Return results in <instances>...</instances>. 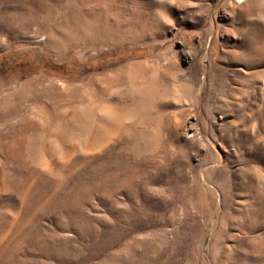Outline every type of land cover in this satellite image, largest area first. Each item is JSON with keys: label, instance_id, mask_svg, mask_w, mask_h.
<instances>
[{"label": "rangeland", "instance_id": "1", "mask_svg": "<svg viewBox=\"0 0 264 264\" xmlns=\"http://www.w3.org/2000/svg\"><path fill=\"white\" fill-rule=\"evenodd\" d=\"M0 264H264V0H0Z\"/></svg>", "mask_w": 264, "mask_h": 264}, {"label": "trees", "instance_id": "2", "mask_svg": "<svg viewBox=\"0 0 264 264\" xmlns=\"http://www.w3.org/2000/svg\"><path fill=\"white\" fill-rule=\"evenodd\" d=\"M47 64H51L50 66L56 68V67H59L61 64L59 63H55L54 61H49V60H46ZM49 62V63H48Z\"/></svg>", "mask_w": 264, "mask_h": 264}, {"label": "bare ground", "instance_id": "3", "mask_svg": "<svg viewBox=\"0 0 264 264\" xmlns=\"http://www.w3.org/2000/svg\"><path fill=\"white\" fill-rule=\"evenodd\" d=\"M254 52V51H253ZM257 55V54H256ZM260 58V57H259Z\"/></svg>", "mask_w": 264, "mask_h": 264}]
</instances>
